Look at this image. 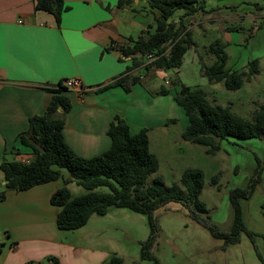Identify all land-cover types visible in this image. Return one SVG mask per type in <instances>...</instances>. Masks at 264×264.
I'll list each match as a JSON object with an SVG mask.
<instances>
[{"label": "crops", "instance_id": "1", "mask_svg": "<svg viewBox=\"0 0 264 264\" xmlns=\"http://www.w3.org/2000/svg\"><path fill=\"white\" fill-rule=\"evenodd\" d=\"M36 1L0 0V166L29 161L30 150L20 144L18 136L27 132L31 118L45 113L53 96L51 91L58 83L72 77H78L86 88L83 93L62 91L70 101L64 115L63 137L77 156L91 158L110 147L107 131L115 116L129 128L132 125L135 133L145 128L149 134L153 119V124L165 126L166 121L173 120L170 116L176 105L175 93L181 86L195 87L192 82L196 76L199 84L207 83L201 65L214 61L211 55L208 63L203 62L199 43L192 37L194 29H202L204 34L205 25L216 29L219 24V31H229L222 26L224 21L241 19H223L218 15L220 11L204 14L201 10L182 18L188 24L193 44L186 49L180 67L133 68L139 79L127 85L125 91L115 82L129 74L127 69L133 61L121 54L120 47L124 42L128 44V38L135 40L151 34L158 12L149 10L143 11L144 15L131 16L128 13L133 10V0H122L120 6L118 0H63L66 10L57 24L52 14L35 10ZM254 17L251 16L253 22ZM172 21L177 23L179 19ZM219 43L226 52V45ZM228 61L227 54L226 65ZM161 89L167 93L159 95ZM153 105L160 112L151 109ZM57 112L62 114L59 109ZM62 175L70 179L67 173ZM62 183L60 179L24 191L8 190L0 169V193L4 192L0 201V264L106 262L105 252L62 241V231L55 223L57 209L50 204L51 195Z\"/></svg>", "mask_w": 264, "mask_h": 264}, {"label": "trees", "instance_id": "2", "mask_svg": "<svg viewBox=\"0 0 264 264\" xmlns=\"http://www.w3.org/2000/svg\"><path fill=\"white\" fill-rule=\"evenodd\" d=\"M199 1L148 0L149 9L158 12V16L153 18V32L135 40L128 38V44L120 47L121 54L130 57L133 65L127 69L129 74L115 83L128 91L127 85L139 79L133 68L141 65L145 69H178L186 49L193 44L182 18L202 11ZM121 4L122 0H118V6ZM34 8L52 14L57 24L66 10L63 0H37ZM178 10L183 14L175 23L171 17ZM207 52L214 57L211 64L201 65V74L208 84L222 83L227 90L234 91L259 72L256 59L248 63L246 70L226 69L227 54L224 46L217 41L208 47ZM147 56L153 57V61L148 62ZM144 60L147 63L144 64ZM63 90L65 89L58 83L57 88L51 91L53 96L45 113L31 118L27 132L18 136L20 144L30 150L29 161L8 162L0 166L6 180V189L24 191L61 179L63 185L50 197V204L57 209L55 223L60 231L77 230L92 215L104 216L110 208L126 209L146 216L150 235L142 245L141 257L153 260L154 264L157 261L149 252L156 238L154 213L171 202L186 206L193 219L207 229L213 238L236 243L239 235L244 232L253 244L256 234L245 228L240 204L253 192L264 164L254 171V177L249 180L251 187L248 188L247 185L245 190L235 188L229 192L233 222L229 233L221 232L209 224L208 216L204 219L200 217L207 213L205 204L199 199L204 187V173L201 169L186 168L182 171L179 183L185 190L184 194L175 190L176 185L166 189L159 176L153 177L150 184L146 185L147 177L158 170V160L149 148L147 129L142 128L132 134L126 122L115 116L107 131L110 147L91 158L77 156L63 137L64 115L70 109L69 98L62 94ZM166 93L164 89L158 92L159 95ZM173 99L183 110L186 119L181 139L204 147L206 155L214 156L227 139L245 141L261 139L264 135V104L254 110L250 119H245L231 112L229 107L210 103L199 87L181 86ZM58 109L61 110V115L58 114ZM62 172L67 173L70 179L63 178ZM211 181L215 184V177ZM69 182L88 191L106 187L110 192H89L71 197L66 186ZM3 199L4 192H1L0 201ZM103 264H122V259L112 255Z\"/></svg>", "mask_w": 264, "mask_h": 264}, {"label": "rangeland", "instance_id": "3", "mask_svg": "<svg viewBox=\"0 0 264 264\" xmlns=\"http://www.w3.org/2000/svg\"><path fill=\"white\" fill-rule=\"evenodd\" d=\"M133 3V10L128 13L131 16L144 15L143 11L150 10L147 4L136 3V0ZM199 5L204 14L220 11L218 15L223 19L241 18L224 21L222 26L229 31H219V24H216V29L205 25L204 34L202 29L190 30L193 39L199 43L198 51L203 62L208 63L212 59L207 49L218 40L226 45L229 56L226 68L241 70L252 59H258L259 74L234 91L227 90L222 83L199 84L198 76L192 83L203 90L210 103L229 107L239 117L250 119L254 110L264 104V18L260 17L264 15V0H200ZM182 14V11H176L171 20L179 19ZM252 15L255 16V26ZM132 37L137 36L132 34ZM174 106L170 116L173 120L166 121L165 126L153 124L156 119L150 122L153 126L148 134L149 148L158 160V170L147 177L146 185L153 177L159 176L166 189L176 185L175 190L184 194L185 190L179 183L182 171L186 168L201 169L204 187L199 199L205 204L207 213L200 217L204 219L208 216L209 224L229 233L233 222L229 192L235 188L245 190L247 185L251 187L249 180L254 177V171L264 164V135L261 139L245 141L227 139L214 156L206 155L204 147L181 139L186 119L183 110ZM151 109L160 112L155 105ZM129 129L131 133L136 131L132 125ZM213 177L215 184L211 181ZM66 186L71 197L89 192H110L106 187L88 191L74 182ZM240 205L245 228L256 234L253 244L244 232L236 243L213 238L207 229L193 219L186 206L171 202L154 213L156 238L149 252L157 264H264V169L253 192ZM149 235L146 216L126 209L110 208L104 216L92 215L77 230L62 231V241L105 252L106 261L112 255H117L122 259V264H154L153 260L141 257L142 245Z\"/></svg>", "mask_w": 264, "mask_h": 264}, {"label": "built area", "instance_id": "4", "mask_svg": "<svg viewBox=\"0 0 264 264\" xmlns=\"http://www.w3.org/2000/svg\"><path fill=\"white\" fill-rule=\"evenodd\" d=\"M122 45H125V42ZM153 59L154 58L151 56L146 57V60L148 62L153 61ZM60 84H61V87L67 91L83 93L86 90V88L83 86L81 80L78 77H72V78L65 79L62 82H60Z\"/></svg>", "mask_w": 264, "mask_h": 264}]
</instances>
